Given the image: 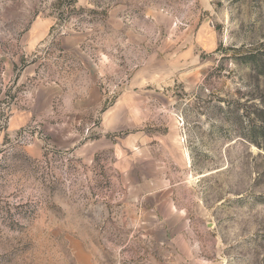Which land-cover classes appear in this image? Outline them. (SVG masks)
<instances>
[{"label":"rangeland","instance_id":"374dc122","mask_svg":"<svg viewBox=\"0 0 264 264\" xmlns=\"http://www.w3.org/2000/svg\"><path fill=\"white\" fill-rule=\"evenodd\" d=\"M0 264H264V0H0Z\"/></svg>","mask_w":264,"mask_h":264}]
</instances>
